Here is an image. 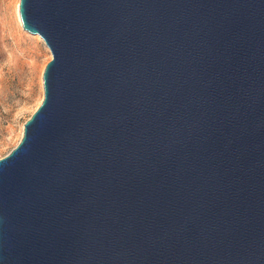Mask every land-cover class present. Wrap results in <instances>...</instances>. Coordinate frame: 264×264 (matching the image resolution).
Segmentation results:
<instances>
[{
    "label": "water",
    "instance_id": "95a60500",
    "mask_svg": "<svg viewBox=\"0 0 264 264\" xmlns=\"http://www.w3.org/2000/svg\"><path fill=\"white\" fill-rule=\"evenodd\" d=\"M51 58L0 157V264H264V0H19Z\"/></svg>",
    "mask_w": 264,
    "mask_h": 264
},
{
    "label": "rangeland",
    "instance_id": "374dc122",
    "mask_svg": "<svg viewBox=\"0 0 264 264\" xmlns=\"http://www.w3.org/2000/svg\"><path fill=\"white\" fill-rule=\"evenodd\" d=\"M18 3L0 0V157L17 144L23 123L39 105L42 71L51 58L37 34L20 28L15 14Z\"/></svg>",
    "mask_w": 264,
    "mask_h": 264
},
{
    "label": "bare ground",
    "instance_id": "6f19581e",
    "mask_svg": "<svg viewBox=\"0 0 264 264\" xmlns=\"http://www.w3.org/2000/svg\"><path fill=\"white\" fill-rule=\"evenodd\" d=\"M15 14H16V18H17V21L20 25V28L22 29V31H24L25 33L27 32V30H25L22 26V23H21V20H20V16H19V12H18V6L16 5V9H15ZM37 38H41L38 34L36 35ZM35 37V38H36ZM42 39V38H41ZM43 40V39H42ZM48 48V47H47Z\"/></svg>",
    "mask_w": 264,
    "mask_h": 264
}]
</instances>
